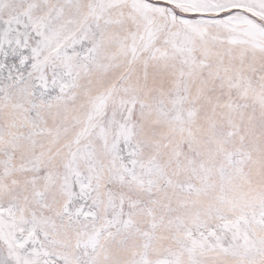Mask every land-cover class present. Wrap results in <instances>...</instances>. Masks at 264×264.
<instances>
[{"label":"snow or ice","instance_id":"obj_1","mask_svg":"<svg viewBox=\"0 0 264 264\" xmlns=\"http://www.w3.org/2000/svg\"><path fill=\"white\" fill-rule=\"evenodd\" d=\"M0 264H264V0H0Z\"/></svg>","mask_w":264,"mask_h":264}]
</instances>
